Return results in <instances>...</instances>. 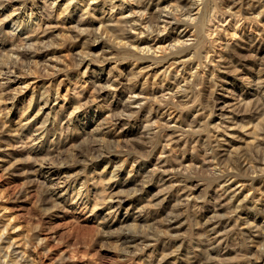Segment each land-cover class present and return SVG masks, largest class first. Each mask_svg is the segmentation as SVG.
<instances>
[{"label": "rangeland", "instance_id": "374dc122", "mask_svg": "<svg viewBox=\"0 0 264 264\" xmlns=\"http://www.w3.org/2000/svg\"><path fill=\"white\" fill-rule=\"evenodd\" d=\"M55 1L56 3H54ZM197 1L199 3L201 2V0ZM216 1L218 8L220 7L219 9L222 12L217 13V16H215L216 19H211V22H209V25L207 24L205 28L207 29L208 27L209 30L207 29L208 31L203 32V47L201 52V57L203 59L201 58V61H203L204 64H199L196 67L199 73H197L199 76L198 78H200L202 82L204 81L203 83L199 81L202 84L198 82L199 85L197 86L198 88L200 87L199 89L203 91V94L199 102L185 109L184 119H191L194 116L193 113H196V116L199 115V121H204L206 124V128L203 129L201 134H207L211 143L213 145L217 144L216 150L219 152V156L221 159H223L224 156L223 160H226L228 155H233L240 149L252 147L253 144L251 141L254 138L262 141V145L264 146V140H261L260 135L262 131L260 132L258 128L259 131L255 129L256 126L253 124L258 121V119L244 115L243 108H241V106L244 105L243 103L249 98L252 99L253 96L255 97L256 93L253 88L256 80V82L261 80L262 86L260 89L264 91V6L262 5V8L260 4L253 1H251L253 7L250 5V7L248 6V4H250L249 1L242 2L241 6L238 3H233L231 0ZM24 2L27 14L29 11H32V17L42 14L44 20L43 23H41V28L38 29L39 31L36 30L33 32L34 34L32 33L33 39L37 40V45L39 44L38 46L36 45L37 50L39 49L37 57L30 58L31 60L27 59V63H31L29 67L33 72L28 76H24L25 78L23 75H20L21 78H15L8 81V83L0 74V264H161L162 262V264H168L169 261V264H172V262H176L173 264H199L200 260L203 259V255L198 253L199 250L197 248L199 245L197 246V240L205 241L201 228V224L203 223L201 222L211 217L212 213V211H210V203L206 202V199L210 195L206 190V184L204 186L206 179H204L205 171L203 167H201L202 169L200 168V177H193L194 179H192V181H194L192 182L193 187L191 190H179V193L182 194L181 196H183L184 199H189V210H184L185 214L173 220L171 226H167L166 221L167 218L170 217L171 212L174 211V203H181V201L185 203L186 201V199L184 200L181 196H178V199H183L178 202L177 195L166 193V187L168 188V184L171 183V180L176 185L179 183L178 180H175L176 175L172 177L171 174L173 172H167L168 174L165 172L163 173V181H158L157 178H155L151 180L153 184L148 188V191H141L137 184L141 181L139 179L144 176L132 169L135 163H133L123 151H125V148L132 146V144H138V141L139 143H143L148 139L144 132L145 128H142L141 123L113 126L107 121L108 118L106 114L108 111L111 109L117 110L119 108L118 104L121 103L123 99V94L127 93V91L125 92V87L129 82V80L126 79L129 73L135 70H137L136 73H138L139 69L147 65L148 61L146 62L145 60H136L133 58L116 60L115 57L119 58V54L112 55L110 49L104 45L103 50H105L104 52L106 53L104 59L101 62L92 61L90 66L86 68L82 76L83 78L77 80V74L81 76L82 73L79 72L84 71L85 67L83 66H86V64L80 66L76 65V58L79 56L78 50L80 52L84 44L82 42L84 37L78 34L79 26L76 25V18L78 16L83 17L86 21L85 25L90 29H96L100 24L99 21L107 19L110 13L113 17L120 15V6L118 7L120 1L113 0L115 6L112 7L110 6L112 3H110L109 0H83V2H81V0H72V3L76 4V6L69 7L67 11L65 10L60 15L58 12L62 10V4L64 5L65 0H24ZM88 2L90 4L88 6L89 13L85 14L81 8L82 5H84L85 8ZM167 2H169V0H166L165 3ZM131 3L134 4L133 2ZM19 4L20 0H0V32L2 35V40L0 41V59L4 58L6 51L8 52L7 45H11L9 41L12 40V37L11 34H9V28L12 20L24 14V12L17 8ZM126 4L127 3H124V5ZM229 4L233 5H230V7L228 6ZM94 5L96 6L94 7ZM47 8L48 12L46 11ZM56 9L58 12L55 11ZM258 9L262 12L256 17L255 14ZM10 10H13L12 14ZM79 12L82 13L79 15ZM236 14H238V16ZM246 14L249 15L247 16ZM4 15H6V17H4ZM33 22H35V20ZM79 25L81 26L83 24ZM40 29H43V31ZM190 30H192V33H190ZM186 31L187 36H185V38L189 43L195 40H193V38L198 37V34L191 27H187ZM17 33L18 29H16L14 34L17 35ZM67 35H69V37ZM38 37L40 40L37 39ZM49 42L51 45H48ZM92 42L93 41H90L89 43L93 53H100L102 45L100 41ZM150 42L153 46H151V50L156 45L162 44L151 40ZM80 43H83L81 47ZM45 49L47 50L45 51ZM151 50H149V52ZM42 51H44L43 54ZM45 53H47V55ZM54 58H58L57 60L62 59V61L67 64V67L64 68L66 72L64 69H52L50 65H47L54 63L53 61L56 60ZM33 59L38 60L36 61L37 64ZM132 61H135L133 62L134 64ZM140 63H142V65ZM40 64L41 66H37ZM165 64L163 65L165 68L167 67L166 70H169L168 72L170 74L166 76V80H171L172 73H175L173 69L174 66L168 63ZM161 65L162 64L151 65V69H149V75L147 77V87L149 91H151L153 87V85H151L152 78L154 77L160 84V79L164 76L162 71H160V69H164L163 65ZM167 65L170 67L168 68ZM195 65L196 63L194 66ZM27 66L28 65L23 64V69L21 67L22 70H20V72H25L24 67L27 68ZM44 66L47 68L46 72V68L43 69ZM90 67H92V69ZM92 70L94 71L93 73ZM118 71L121 72V74L117 75ZM20 72L17 73L19 74ZM151 72H153V74ZM212 72L214 74H212ZM140 73H138V79L136 80L139 85H141L144 78H146L145 75H147L144 71ZM102 76L103 78H101ZM105 77L110 78L111 83L116 86H114L115 88L112 86L113 89L107 93L105 92L106 94L97 93L94 91V81L101 79L102 82H105ZM112 77L114 79H112ZM21 81H23V84ZM205 83L207 85H205ZM212 86L214 88H212ZM46 90L49 91L50 95L47 94ZM89 92L90 96H88ZM46 100L48 101L45 104ZM79 101H82L81 104ZM208 105L212 106L209 107ZM153 110L150 113L152 117L151 120L156 118L155 113L159 116V119L156 118L159 120V123L163 122V120L169 116L166 113L159 115L160 110H157V112H155V108ZM47 111L50 112L47 113ZM191 114L193 116H191ZM221 114L233 117L232 119L230 117L223 119L221 118ZM100 118L102 120H100ZM170 120L169 124L171 123L170 125L172 126L179 123V119L172 121L171 118ZM39 123L45 124V126L47 125V130H44L45 134L41 128L43 127L42 124L40 125ZM20 124H22V126H20ZM184 124H186V122L182 123V127L184 128L185 126L184 129L188 128V125ZM221 124L224 125L222 126ZM214 125H220V129H215ZM24 129H27V131ZM179 133L180 130L175 131V134ZM253 136L254 138H252ZM94 143H98V150L100 146L103 150L105 149L107 151L104 152L105 155L103 154V157L95 158L97 152L95 153L88 149L90 145ZM249 143H251L252 146L251 144L249 145ZM181 151L182 150H178V153L175 151V154L172 152L173 154H170L172 155L170 158L174 157L172 159L176 158L175 160H182L184 163L190 160L189 163H191L192 154L190 148H187L185 152L182 151L184 156L180 153ZM156 153H159L158 149L154 150L151 155L153 161H155ZM45 156H48V159H46ZM225 157L227 158L225 159ZM124 158H126V160H124ZM40 161L47 163L40 167L38 166L41 163ZM193 161H195L196 165L200 163L196 158L195 160L193 159ZM197 161L199 162L198 164ZM113 165L121 166V170L118 171V169H113ZM111 169H113L114 172L116 171L117 174L113 175ZM56 176L60 180L63 178L67 179V181L60 182L61 184H50L47 178H56ZM57 178L53 181L58 180ZM236 180L238 179L231 177L229 183L232 188L238 191L240 197L248 194L247 197L253 202H264V195L259 194L252 188L249 190L247 186H241V181ZM198 181L201 182L199 183ZM158 185H160L163 190ZM77 188L80 194L92 200V204H88L90 206L72 201V199H74L72 197L76 191H78ZM157 188L160 189L158 190ZM109 190H111L110 193H108ZM192 190L193 193L191 192ZM129 191H132V194ZM164 193H166V195ZM188 193L191 194L189 195ZM204 193L206 197L208 196L207 198L204 197ZM107 194H111L116 199L120 196V198L123 199L121 204L118 205L115 201H108ZM185 194H187L186 197ZM135 196L140 197V199H137ZM96 198H99V200L96 207L93 208V201L96 200ZM195 199H198L197 205L202 207H192V203ZM203 199H205V201L201 202ZM184 206L185 205L181 204L183 209L185 208ZM193 208H196V210ZM167 213H169V215ZM240 214L244 219V216H246L244 211ZM106 220H109V223H106ZM133 220L136 224L132 223ZM258 220L261 221L260 219H257V221ZM197 225H201V227ZM143 227H146V229H143ZM238 228L241 230L248 229L247 225L240 223V221L238 222ZM130 229H132L131 231L134 230L136 232L150 234L147 238L142 239V243L136 241L139 244L138 247L141 248L143 245L142 249H138L134 246L125 247V244L121 242L122 239H119V235L122 232L130 231ZM250 231L251 232L246 233L248 238L245 239L242 244V249L244 250L245 248V252H243L248 256L245 258L246 263L244 264H264V260L258 258L260 256L258 245L263 240V236L261 237V235H258V230H255V227L250 228ZM151 234H153V236ZM174 235L176 237H174ZM251 237L253 239H251ZM151 241H153V243ZM236 242L233 244L230 241L229 244L232 246L228 244V248L233 250V248L240 246L238 243L239 240ZM9 244H11V246H8ZM200 246H202V244ZM6 247L9 248L8 250L9 254L11 253V257L9 254L6 256L5 253H3ZM125 250H127V253L124 252ZM234 255L235 253H233V251H229L227 254L228 257H233ZM231 262L233 263L234 261L231 260Z\"/></svg>", "mask_w": 264, "mask_h": 264}, {"label": "bare ground", "instance_id": "6f19581e", "mask_svg": "<svg viewBox=\"0 0 264 264\" xmlns=\"http://www.w3.org/2000/svg\"><path fill=\"white\" fill-rule=\"evenodd\" d=\"M118 1H120L119 5H118V7L120 6V10H119V14L120 15L117 16V17H115V16L113 17V15L110 13L108 15L107 19L99 21L100 24L98 26L96 25L97 26L96 29H90L87 25H85L86 21H85V19L83 17L78 16L76 18V22H77L76 25L79 26L78 27V34L81 35L82 37H84V40H82V42L84 44L82 43L83 46L81 47L82 44L80 43V47L82 49L79 48L80 49V52L78 50L79 56L77 55L78 56L76 58L77 61L76 60L75 61H76V65L77 66L86 64V66H83V67H85L84 71L79 72V73H82L81 76H80V74H77V80H80V79L83 78L82 76L85 73L86 68H88L90 66L92 61L101 62L104 59L105 54H106L104 52L105 50H103V46L104 45L106 47H108V49H110V52L112 53V55L113 54H115V55L119 54V58L115 57L116 60L117 59L124 60V59L133 58V59H136V60H145L146 62L148 61L147 65H144V67L142 66L143 69L142 68L141 69L138 68L139 69L138 73H140L141 71L142 72L144 71V73L147 74V75H145L146 78H144L143 81L141 80L142 81L141 85L137 84V81H136L138 79V73H136L137 70H135V71L129 70V71H131L129 73V75L130 74L131 75H130V77L128 75V78H126V79L129 80V82L127 83V85L125 87V92L127 91V93L123 92L124 93L123 97H122L123 99H122L121 103L118 104L119 108L118 107H117L118 109L115 108L117 110H112V109L109 110V111L107 110L108 113L106 114V116L108 118L107 121L113 126L124 125V124H132V125H134L136 123H141L142 128H145L144 132L147 135L148 139L145 142H143V143L142 142L139 143V141H138V144H136V145H133L132 144L133 142H132L131 143L132 146L129 145L130 147L125 148V151H123L131 159V161L133 163H135L134 166L131 165L132 169L136 170L139 174L141 173V175L144 176L142 178L139 177V178H141V179H139L141 181L137 184L138 188L141 191H143V192L144 191H148V188L150 186H152V184H153L151 182V180L157 178V180L160 181L164 177L163 173H165V172L166 173L167 172L168 173L169 172H173L172 174L171 173L170 174L172 175V177L176 175L175 176L176 177L175 180L176 181L178 180L179 183L176 185V184H174V182L172 180L170 181L169 178H168V180L171 183L168 184L169 185L168 188L166 187V189H167L166 193L167 194H175V195H177V201L180 202L184 198H183V196H181L182 194L179 193L180 192L179 190H182V191L191 190V188L193 187L192 182L194 181V180L192 181V179H194L193 177H195V176H199L200 177V175H201V173H200L201 171L200 170L202 169L201 167H203V169L205 171L204 172V179H206V183H204V186L206 184V188H207L206 190H207V192H209V195H210L209 197L207 196L208 197L207 198L206 194L204 193L205 194L204 197L207 198V199L205 198L207 200L206 202L210 203V208H211L210 211H212V213H211V217L207 218L206 220L204 219L205 218V216H204L203 219L205 221L203 220L204 222H201V223H203V224H201L202 227H201V225H197L198 227L200 226L202 228V231H203L202 233L204 234V240H205V241H202V240H199V239L197 240V246L199 245L198 248H197L199 250L198 253L203 255L202 256L203 259H201L202 261L200 260V263L201 264H244V263H246L245 258L248 257V256L246 255V253H244L245 252L244 251L245 248H244V250L242 249V244L245 241V239L248 238V236H246V233L251 232L250 228H252V227H255V230H258V235H261V237L263 236V240L261 239L262 241L261 242L259 241L260 242V244H259L260 246L258 245V247H259L258 251H260L259 254L261 256V257L259 256L258 258H261L262 260H264V223H263V221H264V202L263 203L261 201H254L253 202L252 200L249 199V197H247L248 194H245L244 196L242 195V197H240L238 191L236 189L232 188L230 183H229V179L231 180V177L237 178L238 180H236V181H241V183H240L241 186H247L249 190L252 188V189H254V191L258 192L259 194L264 195V146L262 145V141L258 140L257 138H254V136L256 135V133H255V135L252 137V138H254L253 139L254 141L253 140L251 141L253 146H252L251 143H249V145L251 144L252 147H249L247 149H242V150L240 149L236 153H234V154L232 153L233 155H231L229 153L230 156L228 155V158L225 157V159L226 158L227 159L223 160L224 156L221 155V156H223V159H221V157L219 156V152L216 150V148H217L216 145L217 144L213 145L211 143V141L209 140L207 134H204V135L201 134L203 129L206 128V124H205L204 121H199V119H198L199 115L196 116L197 114L195 113L196 114L195 115L193 113L194 116L191 114V116H193L191 119H189V120H187V119L185 120L184 119L185 118V115H184L185 114V109H188L190 106H192V104H195L196 102H199L201 100L200 97L203 94V91H201V89H199L200 87L199 88L197 87L199 85L198 82L201 81V80H200V78H198L199 76L197 75L198 72L196 70V67L199 64L201 65L203 63V61H201V58H202L201 57V54H202L201 52H202V47H203V34H204L203 32L209 30L208 27H207L208 30L205 29V28H206L207 24L209 25V22H211V19H214L215 16H217L218 12L219 13L222 12L219 9L220 7L218 8L217 1L216 0H201L200 3L197 0H169V2H167V3H165L166 0H118ZM231 1L233 3L240 4V6H241V3L245 2V1H249L250 4H248V6L250 5L251 7H253L251 1L256 2L257 4H260L261 7H262V5L264 6V0H231ZM81 2H83V0H81ZM109 2L112 3V5H110V6H112V7L115 6L113 4V0L112 1L109 0ZM131 2H133L134 4H132ZM54 3H56V1ZM124 3H127V4L124 5ZM89 5L90 4L88 2L87 6L85 8H84V5H82V8L80 7L81 10L84 11L83 13H85V14L89 13V10H88V6ZM230 5H233V4H229L228 6H230ZM75 6H76V4H73L72 0H65L64 5L62 4V10L60 11L58 9L59 10V12H58L57 9H56L55 11H57L59 13V15H60L65 10L67 11L69 7L71 8V7H75ZM91 6H93V5H91ZM95 6L96 5H94V7ZM48 7H50V6H48ZM245 7H247V6H245ZM17 8L20 11L24 12V14L22 16H17V17H15L12 20V23L10 24V28H9V30H10L9 34H11V37H12V40L9 41V42H11V45L10 46L7 45L8 46V52L5 49L6 53L4 54V58L0 59V74L3 76V79H5L7 81V83H8V81L13 80L15 78L16 79L21 78L20 75H23V77H24V76L30 75V73L33 72V70L30 69V67H29V65L31 63L28 64L27 63V59L31 60L30 58H33L35 56L37 57V55L39 54V49L37 50V47H36V45H37L36 41L37 40L33 39L32 33L35 32L36 30H38L39 28H41V23H43V20H44L42 18L43 15L40 14V13H39L40 15H37L36 17H32L33 16L32 11L31 12L29 11L28 14H27V11H25L26 10V5H25L24 0H20V4H19V6ZM46 11L48 12V8H47ZM49 11H50V9H49ZM261 12L262 11L258 9V11H256V14H255L256 17H258V15ZM10 13L12 14L13 10H10ZM80 13H82V12H79V15H80ZM6 15H4V17H6ZM236 15L238 16V14H236ZM255 15H252V16H255ZM57 18H58V15H57ZM59 18H60V16H59ZM33 19L35 20V22H33L34 21ZM105 21H106V23H105ZM79 24H83V25L80 26ZM187 27H191L198 34L197 35L198 37L193 38V40L194 39L195 40L193 42L190 41V43L185 38V36H187V31H186ZM16 29H18L17 35L14 34ZM40 30L43 31V29H40ZM191 31L192 30H190V33H192ZM1 36L2 35H1V32H0V41L2 40ZM67 36L69 37V35H67ZM39 37L37 39L40 40L41 37L40 38ZM41 40H42V38H41ZM45 40H47V39H45ZM150 40L151 41H156V43L160 42L162 44L156 45L151 50V48L153 46L151 45ZM90 41H93V42L94 41H100V43L102 44V45L100 44L101 45V49L99 48L101 50L100 53H93V50L90 48V43H89ZM42 44H44V43H42ZM48 45H51L50 42H49ZM48 45H46V46H48ZM46 50L47 49H45V51ZM149 50H151V51L149 52ZM158 50H160L161 52L158 51ZM52 51H54V50H52ZM43 52L44 51H42V54H43ZM94 52H97V51H94ZM157 52H158V54H157ZM159 53H161V54H159ZM45 54L47 55V53H45ZM107 55H108V53H107ZM112 55L110 54L111 58H112ZM51 58H52V56H51ZM99 58H100V61H99ZM54 59H56V58H54ZM57 59L55 61H53L54 63H50V64H47V65H50L52 69H60V70L64 69L65 67H67V64H65V62L62 61V59L61 60H57ZM34 61L36 62L38 60L35 59ZM34 61H33V63H34ZM135 61H132V63L135 62ZM30 62H32V61H30ZM165 63H168L171 66H174L173 69H174L175 73L174 72L172 73V79L171 80L170 79L166 80V76L169 74V72H168L169 70H166L167 67L166 68L164 67L163 64H165ZM195 63H196V65L194 66ZM23 64H26L28 66H27V68L24 67V71L25 72H23V71L20 72V70L23 69V67H22ZM36 64H37V62H36ZM38 64H39V62H38ZM113 64H114V62H113ZM140 64L142 65V63H140ZM143 64H145V63H143ZM158 64H162L163 65L164 69L163 70L160 69V71H162L164 76H163L162 79H160V81H161L160 84L153 77L152 78L153 80H151L152 81L151 85H153V87L151 86L152 87V88L150 87L151 91H149L148 87H147V84H148L147 83V80H148L147 77L149 75V69H151L150 68L151 65H158ZM37 66H41V64L37 65ZM46 66H44L43 69H45ZM21 67H22V69H21ZM169 67L170 66H168V68ZM51 68H50V70H51ZM90 68L92 69V67H90ZM160 68H162V67H160ZM73 69H75V68H73ZM46 71H47V68H46L45 72ZM53 71H55V70H53ZM53 71H52V73H53ZM119 71H118L117 75L121 74V72H119ZM17 72H20V73L18 74ZM49 72H51V71H49ZM65 72H66V70H65ZM93 72L94 71L92 70V73ZM170 72H171V70H170ZM76 73H77V71H76ZM151 73L153 74V72H151ZM212 74H214V73L212 72ZM154 75H155V73H154ZM101 78H103V76ZM142 78H143V76H142ZM155 78H156V76H155ZM1 79H2V77H1ZM112 79H114V78L112 77ZM104 80H105L106 83L102 82L101 79L95 80L94 84L92 83L93 87H94V91H96L97 93L106 94L107 92H109V91H111L113 89L112 86L113 87L116 86V85H113L111 83V79L110 78H106L105 77ZM119 81H120V79H119ZM124 81H125V79H124ZM256 81H255L254 88L252 87L254 89L255 93H256L255 97L253 96L254 98L252 97V99L249 98L245 103H243L244 107L241 106V108H243V114L244 115L250 116V117H254V118L258 119V121H256L257 123L255 122L253 124H255V126H256L255 129L258 128L260 130V132L262 131L261 132L262 134H260L261 135V140L262 139L264 140V91H262L260 89V87L262 86L261 82H260L261 80L259 81L260 83L256 82ZM21 82L23 84V81H21ZM201 82H199V83H201ZM210 82H211V80H210ZM77 83H78V81H77ZM77 83H76V85L78 87ZM28 85H26V86H28ZM205 85H207V84L205 83ZM212 88H214V87L212 86ZM82 89H84V88H82ZM46 92H47L48 95H50L49 91L46 90ZM91 92H93V91H91ZM112 92H114V91H112ZM118 93H119V91H118ZM98 95H100V94H98ZM98 95H96V96H98ZM88 96H90V92H89ZM209 96H210V94H209ZM42 97H43V95H42ZM90 98H92V97H90ZM84 100H86V99H84ZM47 101L48 100L45 101V104L47 103ZM119 101H120V99H119ZM81 102H80V104H81ZM212 105H210V106H212ZM204 107L207 108L206 106H204ZM154 108H155V112H157V110H160V114L159 115H163L164 113L169 115L168 118H165V120L162 119L163 122L159 123V120H158L159 116H157V114L155 113V115H156L155 117L158 118V119H156V118L154 119L153 118V120H151L152 117H151L150 113H151V111ZM195 109L198 112L196 107H195ZM48 112H50V111H47V113ZM190 112H191V110H190ZM47 116H48V114H47ZM54 116H55V114H54ZM160 117H162V116H160ZM165 117H166V115H165ZM226 117L229 118L230 116H228V115L226 116V115H222L221 114V118L227 119ZM232 117L233 116H231L230 118L232 119ZM43 118L46 119L45 117H43ZM47 118H49V117H47ZM171 118H172V121H175V120L179 119V121H178L179 123L177 125H174V126L170 125L171 123L169 124V121H171L170 120ZM242 118H243V116H242ZM100 120H102V119L100 118ZM181 122L182 123L186 122V124L188 125V128L184 129L185 126L183 128ZM186 124H184V125H186ZM221 125L223 126L224 124H221ZM20 126H22V124H20ZM42 126L43 127H41V128L43 129L42 130L43 132H44V130H47V128H46L47 125L45 126V124H42ZM214 126H215L214 127L215 129H217V130L220 129V125H214ZM30 127H32V126H30ZM98 127H97V129H98ZM24 130L27 131V129H24ZM179 130H180V133L179 134H175V131H179ZM91 132H92V130H91ZM44 134H45V132H44ZM92 135H94V134H92ZM99 138H101V137H99ZM104 138H106V137H104ZM93 140H95V139H93ZM216 142H217V140H216ZM220 146H218V147H220ZM187 148L188 149L190 148V152L192 154V158H191L192 162L191 163H189L190 160H189V162L184 163L182 160H175L176 158L172 159L174 157L170 158L172 156L170 154H173V153L175 154V151L177 152L178 150H182L183 152H185V150ZM88 149L94 151L95 153L97 152L96 153L97 156H95V158L103 157L102 155L103 154L105 155L104 152H107L105 149L103 150L102 147H100V146H99V150H98V143L91 144ZM156 149H158L159 153L158 154L156 153L157 155H155V161H153L151 155H152L153 151L156 150ZM182 151L180 153H182ZM47 153H48V151H47ZM29 154H30V151H29ZM182 155L184 156V153H182ZM193 155H194V157H193ZM45 158L48 159V156L47 157L45 156ZM181 158H182V156H181ZM181 158H177V159H181ZM195 158L200 161V163L197 161V164L199 163V165H196L195 161H193V159L195 160ZM124 160H126V158H124ZM47 162H48V160H47ZM77 162H78V160H77ZM46 163L43 161L40 164L38 163L39 164L38 166L42 167L43 165H46ZM47 165H49V164H47ZM65 165H67V164H65ZM122 165H123V163H122ZM113 166H114L113 169H115V170L118 169V171L121 170V166H116V165H113ZM33 167H34V165H33ZM110 168H112V167H110ZM113 169H111V173L113 175L117 174L116 171L114 172ZM61 177H63V176H61ZM56 178H57V176H56ZM56 178H49V179L47 178V180L49 181L50 184H53V183L54 184L55 183L58 184L60 182L62 183V182H66L67 181V179H63V178H62V180L57 178L58 180L53 181ZM101 181H103V180H101ZM135 182H133V183H135ZM161 184H162V182H161ZM158 186L160 187V185H158ZM195 186H196V184H195ZM72 189H74V188H72ZM77 190H78V188H77ZM98 191H100V190H98ZM110 191L111 190H109L108 193H110ZM191 192L193 193V190ZM130 193L132 194V191ZM166 193H164V194L166 195ZM133 194H134V192H133ZM186 195L187 194H185V197H186ZM178 196H181L183 199H178L179 198ZM135 197L137 199H140V197H137V196H135ZM72 198H74V199H72V201H76L77 203L80 202V203H83L85 205L92 204L91 203L92 200H90L89 197L80 194L79 190L76 191V193L74 194V196ZM99 198H100V196H99ZM99 198L98 199L96 198V200L93 201V205H94L93 208L96 207ZM93 199H94V197H93ZM173 199H176V198H173ZM185 199H186L185 203H182V201H181V203H174V211L171 212L170 217H168L167 221H166V223H167L166 225L167 226H171L173 220H175L176 218L178 219L179 216H181L182 214H185L184 210H189L188 209L189 208L188 205L190 203L189 199L188 198H185ZM205 199L201 200V202L205 201ZM107 200L108 201H115L118 205H120L121 201L123 199L120 198V196H118V198L116 199L111 194H109L108 197H107ZM128 200H130V199H128ZM197 200L198 199H195V201L192 203V205H193L192 207H195V206L199 207L200 206V205H197V203H198ZM108 204H110V203H108ZM181 204L185 205L184 209L181 207ZM149 205H151V204H149ZM88 206H90V205H88ZM200 207H202V206H200ZM193 209L196 210V208H193ZM243 211L246 214V216H244V219L241 217V214H240ZM169 213H167V214L169 215ZM190 214H191V212H190ZM257 219H260L261 221H259V220L257 221ZM239 221H240V223H244V224L247 225L248 229L247 230L245 229L247 232L245 230H241V229L238 228V222ZM106 223H109V220H106ZM132 223L136 224V223H134V220L132 221ZM144 228L146 229V227H143V229ZM131 230L132 229H130V231L122 232L119 235V239H122L121 242L125 244V247L126 246H134V247L139 249L140 247H138L139 244L137 242L142 243V239L143 238H147L148 235L150 236V234L140 233V232H136L134 230L131 231ZM145 231H148V230H145ZM119 233H120V231H119ZM151 235L153 236V234H151ZM174 237H176V236L174 235ZM251 239H253V238L251 237ZM238 240H239L238 243H239L240 246H237V247L233 248V250H230L228 248V244L230 243V241L234 244ZM151 242L153 243V241H151ZM195 243H196V241H195ZM201 244H202V246H200ZM144 245H145V243H144ZM8 246H11V244H9ZM230 246H232V245H230ZM235 246H236V244H235ZM125 247H124V249H125ZM1 248H3V247H1ZM6 248H4L5 251L3 253H5V255L8 256V254H9V250L8 249L9 248H7V250H6ZM12 248H14V247H12ZM142 248H143V245L141 246L140 249H142ZM134 250H135V248H134ZM229 251H233V253H235V255L233 257H228L227 254H228ZM124 252L127 253V250H125ZM134 252H136V251H134ZM130 253H131V251H130ZM10 254H9V256H10ZM199 254H198V256H199ZM133 256H134V254H133ZM137 256H138V254H137ZM149 256H150V254H149ZM230 256H231V254H230ZM4 257H2V258H4ZM231 260H233L234 262L232 263ZM198 262H199V260H198ZM169 263H170V261H169ZM173 263H176V262H172V264Z\"/></svg>", "mask_w": 264, "mask_h": 264}]
</instances>
